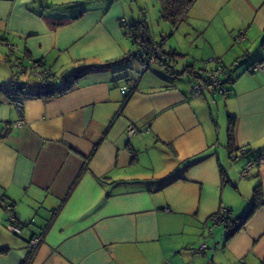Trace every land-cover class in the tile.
<instances>
[{"label": "crops", "instance_id": "obj_1", "mask_svg": "<svg viewBox=\"0 0 264 264\" xmlns=\"http://www.w3.org/2000/svg\"><path fill=\"white\" fill-rule=\"evenodd\" d=\"M134 16L128 0H0V82L15 77L14 51L50 67L60 88L85 68L51 98L31 96L35 80L22 76L31 87L19 128L0 91V200L20 227L6 228L0 206V264H264V163L239 175L264 155V71H246L264 62V0H195L162 48L178 74L158 63L130 86ZM209 56L226 68L225 98L186 92ZM130 124L148 130L128 137ZM256 192L262 205L236 230L209 232L220 207L243 218ZM32 234L43 235L33 252Z\"/></svg>", "mask_w": 264, "mask_h": 264}, {"label": "built area", "instance_id": "obj_2", "mask_svg": "<svg viewBox=\"0 0 264 264\" xmlns=\"http://www.w3.org/2000/svg\"><path fill=\"white\" fill-rule=\"evenodd\" d=\"M237 41H243L245 39V31H239L235 38ZM2 42V43H1ZM1 44H5L0 40ZM11 50H14L15 47L12 45H7ZM19 59V58H17ZM167 59L166 53L162 52L160 48H156L152 54H146L142 49L137 47L135 52L134 60L137 61L140 66L143 68V71L149 68L152 63H155L156 60ZM29 64L25 65V60H17L12 63L17 72L14 74V79L9 83L0 82V91L4 92L11 100V103L17 113V119L11 122L12 128H19L25 125L24 117V106L29 97L21 94V91H26L27 88L31 87V83L27 78L22 76L27 75L34 78L35 82L33 83L34 88L40 89L45 87L49 80L53 76V72L50 68L44 66L38 61H33L29 59ZM172 71L176 72V69L173 67ZM248 73H255L264 71V62H258L251 64L247 70ZM226 68L223 64L221 58L216 56H209L203 61V68L198 74V77L192 81L187 87L186 92L191 96L195 97L201 95L205 89H210L216 93L221 94L224 98L227 95L228 89L225 82L224 74ZM120 91L125 96L130 95V88L127 86L120 87ZM148 129H138L133 124H130L127 127V136L132 137L137 134L146 133ZM241 153H247L246 148L241 149ZM264 163V155H255L246 160L244 165L240 170V178H245L251 175L256 167ZM0 206L2 212L5 215V226L6 228L14 234H20V227L18 226V218L14 212L13 206L10 202H7L4 199L0 200ZM167 211V209H165ZM242 218L234 220L231 217V210L227 207H220L217 212L213 213L209 217V225L207 229L209 232L212 231V228L220 225H228L231 223L240 224ZM42 234H32L28 240V248L33 252L37 246L42 242ZM206 246L205 243H202L199 247V252H204Z\"/></svg>", "mask_w": 264, "mask_h": 264}, {"label": "trees", "instance_id": "obj_3", "mask_svg": "<svg viewBox=\"0 0 264 264\" xmlns=\"http://www.w3.org/2000/svg\"><path fill=\"white\" fill-rule=\"evenodd\" d=\"M194 1L195 0H157L158 5H159V14H160L161 19L169 22L173 27H175L181 21L184 14L191 7V5L194 3ZM130 27H131L130 37H131L133 43L136 44L138 48L142 49L146 54H152L153 51L159 47L162 52L166 53L167 59H164V60L158 59L155 62H157V63L161 64L163 67H165L166 71L169 74L177 75L178 74L177 72L172 71V68L174 67V61H175L174 60L175 52L171 51V50L170 51H164L161 47V43L156 44L151 39V34L149 32V29H148L145 21H139V22L137 21L134 24L130 25ZM134 56H135V54L131 55L132 59H134ZM141 69L143 72L142 67H141ZM84 71H85V68L78 70L76 73H72V74L62 76L60 79L64 83V86L62 88H60L59 86L54 84V82L57 79L55 78V75L53 74V76L49 80L48 84L45 87L40 88V89L35 88V92L31 96L51 98L55 95L64 93L71 88L73 81H75L79 76H81L84 73ZM225 82H226V80H225ZM26 91H23V92L21 91V94L28 97V94L26 93ZM131 93L132 92L130 89V95H131ZM130 95L125 96L124 102H123L124 104L130 98ZM247 152H248V149H247ZM258 155H261V154H258ZM260 205H262L261 194L256 192V193H254V199L252 200L251 206H250L248 212L245 214V216H243L240 224H242L243 221L253 212V210L257 206H260ZM240 224L231 223V224L223 225V226L233 228L235 225L237 226ZM236 229L237 228L234 227V230H236Z\"/></svg>", "mask_w": 264, "mask_h": 264}, {"label": "rangeland", "instance_id": "obj_4", "mask_svg": "<svg viewBox=\"0 0 264 264\" xmlns=\"http://www.w3.org/2000/svg\"><path fill=\"white\" fill-rule=\"evenodd\" d=\"M128 7H129L130 11L132 10L133 15H135L134 16L135 18L133 17V21H132V18H129V21H131V22L145 21V23L149 29V32L151 34V39L156 44H160V43L164 42L162 48L165 49L166 46L169 45V40H171V37H172L171 32L174 31L175 28H173V26H170L169 23L161 20L160 14H159V5H158L157 0H128ZM164 27H167V28L169 27V28L164 30L163 29ZM0 40H2L4 42L6 39H3L2 37H0ZM1 43H0V47L1 46L5 47L4 44H1ZM129 46H130V52L132 54H135V52L137 50V46H136V44H134L131 41V39H129ZM14 52L15 53H13L12 57L10 58V69H11L13 74H16L17 69L11 64L16 62L17 60H25V57H20L19 59H17L19 55H15L16 51H14ZM28 61L29 60L27 58L25 65L29 64ZM157 65H158L157 62L152 63L149 66V68H147L145 71L142 72L140 64L131 58V60H128L126 66L124 68V70L126 71V74H125V76H123V78H121V82L124 85L128 82L130 84V86H133L135 84V82H137L138 79L140 78V76H142L143 74H146L145 77L152 74V73L155 74V68ZM46 67H48V66H46ZM48 68H50V67H48ZM0 75H3V73L0 72ZM27 78L29 79V76H27ZM146 78H144V82H146L148 85L150 83H152V79L148 80ZM9 82H10V80H6L5 83H9ZM112 172H114V171H112ZM113 174H116V173L111 174V172H110V174H108V175L113 176ZM218 227H224V226L221 225Z\"/></svg>", "mask_w": 264, "mask_h": 264}]
</instances>
